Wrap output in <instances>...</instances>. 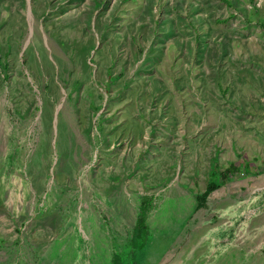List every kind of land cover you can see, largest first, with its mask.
Here are the masks:
<instances>
[{
	"label": "rangeland",
	"instance_id": "rangeland-1",
	"mask_svg": "<svg viewBox=\"0 0 264 264\" xmlns=\"http://www.w3.org/2000/svg\"><path fill=\"white\" fill-rule=\"evenodd\" d=\"M229 1L0 0V264L264 255V0Z\"/></svg>",
	"mask_w": 264,
	"mask_h": 264
},
{
	"label": "crops",
	"instance_id": "crops-1",
	"mask_svg": "<svg viewBox=\"0 0 264 264\" xmlns=\"http://www.w3.org/2000/svg\"><path fill=\"white\" fill-rule=\"evenodd\" d=\"M169 224L166 223V225ZM166 232V234H177L170 226L166 228ZM195 234L198 235L197 233ZM209 240H211V243H207ZM216 240L217 238L214 236L209 237L205 234H200L198 243H195V237L192 239L187 237L180 244L178 243L179 245L169 243L165 250L158 253L160 259L156 260L154 264L161 263L163 258L165 259L164 264H210L212 259H214V262L211 264H264L262 250L253 251L239 244H227L221 241V238L218 240L219 243ZM148 245L150 248L147 252L142 250L141 257L143 254L148 257L147 254L150 253L151 249H154L155 242H149ZM144 246L146 247L147 244L145 243L141 249H144ZM245 248L247 250L243 253ZM141 249H137V251ZM151 264L153 263L151 262Z\"/></svg>",
	"mask_w": 264,
	"mask_h": 264
},
{
	"label": "trees",
	"instance_id": "trees-1",
	"mask_svg": "<svg viewBox=\"0 0 264 264\" xmlns=\"http://www.w3.org/2000/svg\"><path fill=\"white\" fill-rule=\"evenodd\" d=\"M227 4H231L229 0H225ZM232 5V4H231ZM216 188V185L210 184L209 188L205 190L204 192V199L206 198L207 194L210 192V190H213ZM151 197V198H150ZM153 196H146L143 195L140 204H139V213H138V219L136 220V223L140 222V220L143 222L144 218L146 219L149 210H151V207L153 206ZM154 207V206H153ZM145 226L147 227V224L144 221Z\"/></svg>",
	"mask_w": 264,
	"mask_h": 264
}]
</instances>
